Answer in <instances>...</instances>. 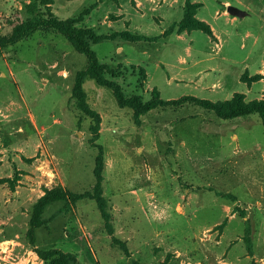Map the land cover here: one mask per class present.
Returning a JSON list of instances; mask_svg holds the SVG:
<instances>
[{"label":"rangeland","instance_id":"1","mask_svg":"<svg viewBox=\"0 0 264 264\" xmlns=\"http://www.w3.org/2000/svg\"><path fill=\"white\" fill-rule=\"evenodd\" d=\"M225 2L247 15L232 21ZM48 14L79 18L76 28L105 37L90 47L127 98L191 96L223 111L264 100V0H0V34ZM185 15L193 23L179 29ZM86 67L52 31L0 56V264H45L35 248L69 254L70 264H264L259 117L223 120L186 104L154 109L136 124L91 79L83 91L100 118L94 143L103 149L101 197L112 235L93 199L62 201L46 207L48 222L29 245L42 196L93 189L91 120L72 98Z\"/></svg>","mask_w":264,"mask_h":264},{"label":"trees","instance_id":"2","mask_svg":"<svg viewBox=\"0 0 264 264\" xmlns=\"http://www.w3.org/2000/svg\"><path fill=\"white\" fill-rule=\"evenodd\" d=\"M188 6L189 4L187 1L186 7L188 8ZM25 10L27 13L33 14L36 10V7L33 3H29L25 6ZM78 19L69 18L66 20H60L55 16L48 14L46 18L40 17L36 20L16 22L12 25L11 31L8 34H0V56L4 50L14 46L19 41L33 35L38 31H52L63 36L74 49V51L85 56L87 60L86 69L76 73L75 82L72 89V98L75 100L78 110L91 120V145L97 148V155L95 157L93 168V189L91 192L84 193H72L58 189L52 190L42 196L33 207L29 221V228L25 235L27 242L32 247H34L36 242L35 231L38 228L46 225L48 222L41 219L44 210L47 206L62 201L74 203L82 199H93L96 202L100 214L105 221L107 231L110 235H112L111 226L109 224L110 216L105 211V200L101 197L102 171L104 166L103 149L101 146L95 145L94 143L99 136L98 131L100 118L99 115L92 111L86 103V96L83 91V83L85 80H94L97 85L111 90L118 107L122 109L128 108L132 111L133 119L136 124H139L138 120L140 116L145 115L154 109L177 108L186 104H192L214 113L217 118L223 120H232L246 117L251 114H256L259 117L262 126L264 127V100L245 105L238 104L228 111H223L215 104L191 96H184L180 99L169 101H161L158 99L155 92H153L152 97L148 101H142L138 96H131L128 98L125 97L119 84H117L115 81L104 78V76L107 74L113 76L114 71L108 66L100 64L95 52L90 47L91 44H97L98 42L105 40V37L96 36L90 29L76 28L74 25ZM191 23H193V21H191L187 15H185L184 19L178 24V28H186ZM194 25L197 26L198 23L195 22ZM198 26H200L199 29L203 28L202 24H199ZM169 30H171V28ZM112 240L115 244H118L121 247L125 255L129 254L123 242L118 241L115 238H112ZM35 253L45 264H70L74 262L72 256L57 249L42 250L35 248Z\"/></svg>","mask_w":264,"mask_h":264},{"label":"water","instance_id":"3","mask_svg":"<svg viewBox=\"0 0 264 264\" xmlns=\"http://www.w3.org/2000/svg\"><path fill=\"white\" fill-rule=\"evenodd\" d=\"M227 13L232 17H237L239 19L245 17L247 15L246 12L241 11L235 7L228 6L226 9Z\"/></svg>","mask_w":264,"mask_h":264},{"label":"crops","instance_id":"4","mask_svg":"<svg viewBox=\"0 0 264 264\" xmlns=\"http://www.w3.org/2000/svg\"><path fill=\"white\" fill-rule=\"evenodd\" d=\"M224 5L228 7L229 3H228V2H225ZM225 11H226V10H225ZM226 12H227V11H226ZM228 15H229V14H228ZM229 16H230V15H229ZM230 18H232L231 20L234 21V20H236L237 17H232V16H230ZM238 19H239V18H238Z\"/></svg>","mask_w":264,"mask_h":264}]
</instances>
